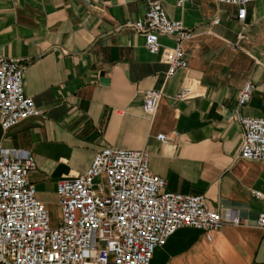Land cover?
Segmentation results:
<instances>
[{
	"label": "crops",
	"instance_id": "obj_1",
	"mask_svg": "<svg viewBox=\"0 0 264 264\" xmlns=\"http://www.w3.org/2000/svg\"><path fill=\"white\" fill-rule=\"evenodd\" d=\"M150 1L0 0V56L23 64L24 91L40 110L7 131L0 125V146L34 154L29 180L49 212L57 181L82 173L96 151H145L168 191L203 195L209 208L234 209L245 221L224 224L210 239L180 227L151 261L159 255L163 264H264V234L256 226L264 199L252 192L264 194V161L238 157L237 120L264 116V0L246 7L243 22L232 4L156 0L193 32L184 43L187 67L168 78V64L124 26ZM160 42L175 44L166 36ZM246 81L253 91L239 107ZM187 85L200 94L177 99ZM147 89L161 91L153 116L143 112Z\"/></svg>",
	"mask_w": 264,
	"mask_h": 264
},
{
	"label": "built area",
	"instance_id": "obj_2",
	"mask_svg": "<svg viewBox=\"0 0 264 264\" xmlns=\"http://www.w3.org/2000/svg\"><path fill=\"white\" fill-rule=\"evenodd\" d=\"M216 1L235 5L236 17L243 22L246 7L256 0ZM124 26L141 34L147 51L168 64L167 78L187 67L184 43L193 32L169 18L158 1H150L142 17ZM161 36L175 44L162 45ZM23 72L19 59L0 56L3 131L40 115L34 99L24 91ZM252 91L253 84L246 81L238 94L239 107L249 101ZM198 94V89L187 85L175 97L185 100ZM160 97V90L144 92L146 115L155 114ZM237 120L242 131L238 157L264 161V116L239 115ZM157 139L167 141L164 134ZM35 166L30 150L0 146V264H150L155 249L180 227L202 230L210 239V233L226 223L245 222L234 209L209 208L203 195L168 191L165 179L149 169L145 151L106 146L94 153L82 173L57 181L60 214L53 224L29 180ZM252 192L264 199L263 193ZM256 226L264 234V212L258 213Z\"/></svg>",
	"mask_w": 264,
	"mask_h": 264
},
{
	"label": "rangeland",
	"instance_id": "obj_3",
	"mask_svg": "<svg viewBox=\"0 0 264 264\" xmlns=\"http://www.w3.org/2000/svg\"><path fill=\"white\" fill-rule=\"evenodd\" d=\"M58 197H57V192L53 195L51 194L49 197V208H50V216L52 223L55 224L59 220V206L57 203ZM164 259L162 257H159V255H156L154 260L151 261V264H163Z\"/></svg>",
	"mask_w": 264,
	"mask_h": 264
}]
</instances>
